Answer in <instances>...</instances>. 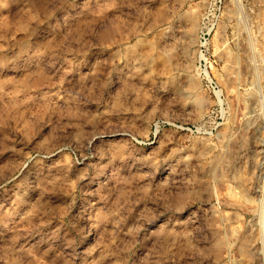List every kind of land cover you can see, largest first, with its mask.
I'll return each mask as SVG.
<instances>
[{"label":"rangeland","instance_id":"obj_1","mask_svg":"<svg viewBox=\"0 0 264 264\" xmlns=\"http://www.w3.org/2000/svg\"><path fill=\"white\" fill-rule=\"evenodd\" d=\"M0 264H264V0H0Z\"/></svg>","mask_w":264,"mask_h":264}]
</instances>
